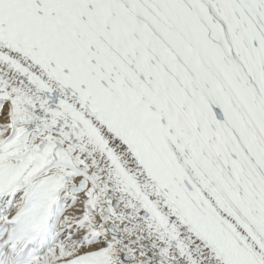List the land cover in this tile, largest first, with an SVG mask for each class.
Listing matches in <instances>:
<instances>
[{"label": "snow or ice", "instance_id": "obj_1", "mask_svg": "<svg viewBox=\"0 0 264 264\" xmlns=\"http://www.w3.org/2000/svg\"><path fill=\"white\" fill-rule=\"evenodd\" d=\"M0 264H264V0H0Z\"/></svg>", "mask_w": 264, "mask_h": 264}]
</instances>
